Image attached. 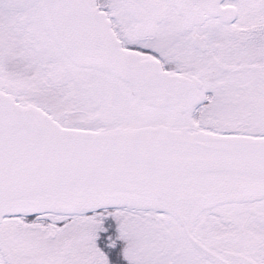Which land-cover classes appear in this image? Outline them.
Here are the masks:
<instances>
[{
    "label": "snow or ice",
    "instance_id": "6c2138e0",
    "mask_svg": "<svg viewBox=\"0 0 264 264\" xmlns=\"http://www.w3.org/2000/svg\"><path fill=\"white\" fill-rule=\"evenodd\" d=\"M0 264H264V0H0Z\"/></svg>",
    "mask_w": 264,
    "mask_h": 264
}]
</instances>
